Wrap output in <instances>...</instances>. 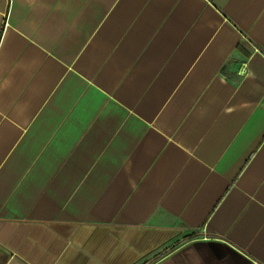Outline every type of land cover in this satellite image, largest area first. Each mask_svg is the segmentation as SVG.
<instances>
[{"label": "crops", "instance_id": "1", "mask_svg": "<svg viewBox=\"0 0 264 264\" xmlns=\"http://www.w3.org/2000/svg\"><path fill=\"white\" fill-rule=\"evenodd\" d=\"M0 264H264V0H0Z\"/></svg>", "mask_w": 264, "mask_h": 264}]
</instances>
